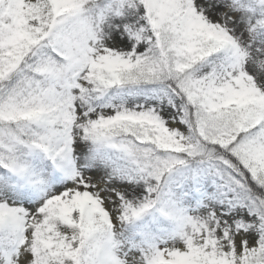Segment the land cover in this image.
<instances>
[{"label": "snow or ice", "instance_id": "6c2138e0", "mask_svg": "<svg viewBox=\"0 0 264 264\" xmlns=\"http://www.w3.org/2000/svg\"><path fill=\"white\" fill-rule=\"evenodd\" d=\"M0 264H264V0H0Z\"/></svg>", "mask_w": 264, "mask_h": 264}]
</instances>
